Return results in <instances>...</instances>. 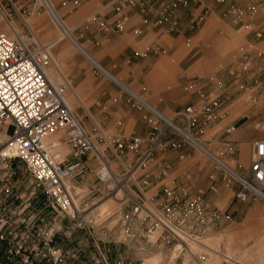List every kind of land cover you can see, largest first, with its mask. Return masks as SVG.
<instances>
[{
    "label": "rangeland",
    "instance_id": "rangeland-1",
    "mask_svg": "<svg viewBox=\"0 0 264 264\" xmlns=\"http://www.w3.org/2000/svg\"><path fill=\"white\" fill-rule=\"evenodd\" d=\"M47 1L63 26L71 32V37L98 61V65L67 38L44 0H0V31L11 35V25L25 37L46 45L51 58L47 67L53 68L54 61L63 69V72L59 69L60 77L48 75L56 83L62 77L67 78L70 88L65 96L87 131L102 133L108 142L117 137H146L149 132L157 131V125L148 121L150 117L155 118L153 107L171 118L187 105L203 106L215 100L216 119L206 134L214 142L204 144L208 152L188 144L184 146H190L191 156L196 155L203 160V163H195L200 167L198 172L217 175L219 186L220 175L230 178L238 186L228 169L217 160L233 166L222 152L226 148L224 138L247 123L260 132L257 137L264 135V130L259 127V122L264 120V0H190L185 5L170 4L165 16H168L167 21L177 22V30H170L167 22L159 24L156 21L160 9L167 6L166 0H128L124 10L126 15L127 9L136 7L139 16L143 17L142 23H147L148 16L154 14V25L162 33L179 35L177 49L184 52L183 56L161 69L154 60L170 56L174 47L161 42L166 52L150 48L147 51L151 52L146 51V56L138 55L141 59H133L129 64L121 59L113 62L114 55L107 52V46L97 36L102 21L90 18L101 7L84 10V4L78 7L71 0ZM213 4L220 5L219 13L206 23ZM181 10L188 13L183 26L176 16ZM59 33L66 37L57 41ZM243 54L246 59L241 65ZM137 103L144 107L138 108ZM232 123L236 131L225 134L224 129ZM0 137L2 151L6 137L1 128ZM105 145L104 142L100 144L105 159L123 180L119 185L111 181L106 186L102 185L96 176L100 168L99 159L93 153L86 155L84 171L68 180L74 203L81 213L79 219L52 207L45 200L42 188L32 181L20 159L16 158L7 166L0 163V264H43L44 261L70 264L72 260L79 264H101L102 253L98 249L103 250L110 264H117L124 258L126 264H187L189 259L193 260L188 249L195 254H203L205 259L199 264H205L208 250L204 245H207L206 238L210 235L198 239L199 243L188 241L181 252L180 245H172L176 247L172 249L171 244L161 242L149 252L138 253L137 246L123 240L120 209L124 213L131 211L132 200L140 198L143 185L138 179L140 173H134L132 168L123 174L122 163L133 166L136 152L124 150L119 159L108 148L103 151ZM184 146L157 148L151 155L154 157L152 167L160 170L169 160L167 170H170V154ZM246 156H251V152L247 151ZM107 187L113 188L112 193ZM109 200L112 206L103 209ZM253 201L259 200H250L247 204ZM130 223L134 225L136 222L131 220ZM158 232L155 231L150 239L154 240ZM252 240L253 245L247 246L245 255L232 254V259L223 264H261L264 231L254 230ZM17 245L24 247V253L10 255L9 248ZM189 264L198 263L193 260Z\"/></svg>",
    "mask_w": 264,
    "mask_h": 264
},
{
    "label": "built area",
    "instance_id": "built-area-1",
    "mask_svg": "<svg viewBox=\"0 0 264 264\" xmlns=\"http://www.w3.org/2000/svg\"><path fill=\"white\" fill-rule=\"evenodd\" d=\"M127 1H109V5L118 14L114 23L116 31L125 29L128 20L124 13ZM166 1L167 6L160 9L156 21L159 24L167 22L170 24V30H177V22L167 21L168 16H165L169 5H185L190 0ZM71 2L73 5H79V0ZM90 18L99 19V15L93 14ZM202 18H198V22ZM9 28L11 35L0 31V128L6 137V144L2 149L8 148L7 153H0V163L7 166L16 158L20 159L32 181L42 188L45 200L52 207L66 211L74 219L80 218L81 213L74 203L68 180L84 171L83 158L89 153L95 154L99 159L100 168L96 173L98 182L104 186L110 181L113 182L112 175L115 174L111 171L105 156H101L98 150L101 142L106 143L103 151L108 148L119 159L120 153L124 150L136 152L137 157L133 166L129 167L122 163L124 175L131 168L135 173L137 169L144 167L153 152L161 146L179 148L188 144L206 152L204 144L214 142L213 139L206 137V134L216 119L215 100L203 106L187 105L171 118L153 107L155 118L150 117L148 121L152 125H157V131L149 132L146 137L138 135L117 137L113 142H108L102 133L96 131V134H93L87 131L65 99L69 81L64 79L55 83L46 74V66L51 61L46 45L25 37L10 26ZM245 59L243 54L241 65ZM136 106L144 107L141 103H137ZM146 106L150 107L149 104ZM259 127L264 130V120L259 122ZM235 129V125L231 124L224 129V133L231 134ZM52 135L58 137L48 144L46 139ZM65 144L69 146L72 160H65L59 153V148ZM253 145L254 150L245 174L237 171L231 173L224 167L238 183L234 199L240 202L249 200L264 202V138L253 140ZM118 178L120 182L123 180L119 175ZM120 182L115 185H119ZM107 188L112 193L113 188ZM159 193L164 198L160 204L153 203L149 197L142 194L140 198L132 200L133 205L129 213L123 211L120 213L123 240L131 241L137 246L138 253L149 251L144 243L158 245L161 242L171 246L180 245L181 252L188 241L200 242L198 239L203 236L198 232V227L220 218V213L209 210L201 196H192L185 189L162 187ZM225 217L229 218L230 215L225 214ZM131 220L140 223L138 228L131 225ZM157 230L159 231L157 236L151 240L150 237ZM175 248L172 246V249ZM24 250V247L17 245L10 247L8 253L14 256L21 255ZM98 250L101 264H110L103 250ZM188 253L198 264L205 259L203 254H195L190 249ZM139 258L143 262L140 256ZM193 260L189 259L187 264ZM117 264H126L125 258Z\"/></svg>",
    "mask_w": 264,
    "mask_h": 264
},
{
    "label": "crops",
    "instance_id": "crops-1",
    "mask_svg": "<svg viewBox=\"0 0 264 264\" xmlns=\"http://www.w3.org/2000/svg\"><path fill=\"white\" fill-rule=\"evenodd\" d=\"M109 1L110 0H79L78 7L82 4H84V10L87 8L91 10L101 7L100 9L98 8L95 10L92 14H98L100 22L102 21L103 23V25L101 24L102 27L98 29L97 36L100 37L99 39L101 40V43L107 46L105 47L107 52L114 55L113 58L115 60L113 62H119V59H121V61L129 64L133 59H141V57H139L140 55L146 56L147 52H151L147 51L150 48L166 52V49L161 42L168 44L171 48L174 47V50L170 56L154 60V64L156 63L159 69L164 68V66L169 63L178 61L183 56L184 52L177 49L179 35L172 36L162 33V30L154 25V14L148 16L147 23H142L143 17L139 16L140 13L136 7H130L127 9L128 20L125 29L123 31H116L114 23L117 20L118 14H115L114 8L109 5ZM219 10L220 5L213 4L211 14L205 22L209 23V21L214 18L213 16L219 13ZM176 14L183 26V24H185L183 21L186 20L185 17L188 14L187 11L181 10ZM64 37L66 36L59 33L57 41ZM70 40L96 65H98V61L96 60V62L79 43L75 40ZM92 51L94 50L92 49ZM52 65L53 68L47 67L46 69L48 74L53 77H60L59 69L62 72L63 69L56 66V62L54 61L52 62ZM85 108H87V106ZM252 127V124L247 123L245 127L238 128V130H235L236 132L232 135L224 138L227 143H224L226 148L223 149L224 151L222 152L225 153L226 160L229 161L234 166V169L240 174H245L247 171L249 164L248 159L250 156L247 158L246 153L247 151L252 153L254 150L253 140L264 138V135L263 137H257L260 132L253 130ZM57 137L58 135L49 136L47 138L49 144L56 140ZM68 147L62 145L59 148V153L65 160H72L73 156L70 149H67ZM189 147L184 146L180 149H172L175 152L170 154L172 159V167L170 170H167L169 168L168 163L171 162L169 160L165 161L163 168L155 170L151 165V162L154 160L153 156L144 167L137 169L135 173H140L138 179L143 185V189L140 190V195L143 194L145 197H149L155 204H160L164 200L159 193V190L162 187L185 189L192 196H201L209 210L220 213V218L217 221L198 227V232L202 234V236L206 237L207 235H210V237L206 238V244L208 246L204 245V249L208 250V257L204 263L223 264V262H228L232 259L230 257L232 254L236 256L246 254L247 246L253 245L252 237L254 230L262 229V231H264V202L253 201L248 205L247 203L250 200L247 202L233 201L234 191L237 184L226 177H221L220 175L221 186H219L216 183L217 179H219L217 175L209 174L206 171L198 172L197 170L200 167H197L195 163H203V160L196 155L191 156ZM86 160L87 158L85 159V162H87ZM218 161L219 163H224L232 171L234 170L233 166L223 160L219 159L217 162ZM111 206L112 204L110 203V200L106 201L103 209H108ZM120 210L122 211V209ZM225 214H229L230 217H225ZM134 221L136 222L134 227L138 228L140 223L136 220ZM144 245L149 251H151V248L154 246L150 243H145ZM217 249H222V252ZM74 255L76 256V254ZM260 259H262L261 264H264V256H261ZM43 264L49 263L44 261ZM70 264H79V262L77 260H72L70 261Z\"/></svg>",
    "mask_w": 264,
    "mask_h": 264
},
{
    "label": "bare ground",
    "instance_id": "bare-ground-1",
    "mask_svg": "<svg viewBox=\"0 0 264 264\" xmlns=\"http://www.w3.org/2000/svg\"><path fill=\"white\" fill-rule=\"evenodd\" d=\"M44 2L47 4V7H48V9H49V11H50V13H51V15H52V17L54 18V20L56 21V22H58V24L60 25V27L62 28V30L67 34V36L70 38V39H72L73 41H74V39L71 37V35H70V32H69V30H67L64 26H63V24L60 22V20L58 19V17L56 16V14H55V12H54V10L51 8V6L49 5V2L47 1V0H44ZM10 27L11 28H13V29H15V30H17L16 28H14V26H11L10 25ZM76 43V42H75ZM47 67V66H46ZM46 74L48 75V72H47V70H46ZM62 76V75H61ZM48 77L53 81V82H55L49 75H48ZM64 79H67L66 77H62V79H61V81L62 80H64ZM56 83V82H55ZM69 88H70V85H69ZM65 95H66V93H65ZM65 99H66V101L68 102L69 100H67V98H66V96H65ZM68 104L71 106V103L70 102H68ZM72 107V106H71ZM72 109H73V107H72ZM74 110V109H73ZM0 140H1V137H0ZM55 141V140H54ZM53 142V141H52ZM8 148L7 147H5V149L4 150H2V151H0V153L1 154H3V153H7V150ZM206 149V148H205ZM98 150H99V152H100V155L101 156H105L103 153H102V151H101V149H100V146H98ZM206 152H208V150L206 149ZM105 158V157H104ZM217 159V158H216ZM109 163V162H108ZM218 163H219V161H218ZM221 165H223L224 167H226L228 170H230V172L231 173H235L236 172V170H231L228 166H226V165H224L223 163H220ZM109 166H110V164H109ZM110 168H111V166H110ZM111 171L113 172V174H115V175H112L113 176V183L115 184V183H118V182H120V178H118V175L115 173V171L114 170H112V168H111ZM122 191V190H121ZM125 191V190H124Z\"/></svg>",
    "mask_w": 264,
    "mask_h": 264
}]
</instances>
